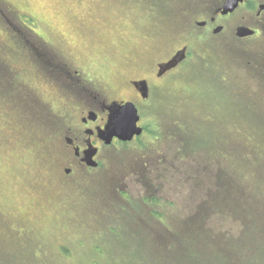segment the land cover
I'll return each instance as SVG.
<instances>
[{"label":"rangeland","instance_id":"1","mask_svg":"<svg viewBox=\"0 0 264 264\" xmlns=\"http://www.w3.org/2000/svg\"><path fill=\"white\" fill-rule=\"evenodd\" d=\"M192 1L0 0V264H264V82L244 59L264 47L222 49L196 26L218 0ZM28 36L70 72L49 74ZM179 49L192 56L159 81L158 121L65 174L80 86L124 93Z\"/></svg>","mask_w":264,"mask_h":264},{"label":"flooded vegetation","instance_id":"2","mask_svg":"<svg viewBox=\"0 0 264 264\" xmlns=\"http://www.w3.org/2000/svg\"><path fill=\"white\" fill-rule=\"evenodd\" d=\"M226 2L227 0H218L214 13L197 20L196 26L203 28L207 35L218 34L216 35L220 40L218 44L222 49L231 47L236 49V42L246 48L258 46L263 48L264 0H240L233 9L225 11ZM222 44H226V48H223ZM186 51L187 49L182 51L179 49L168 59L157 62L155 66L157 70L153 77L125 76L126 91L124 93H120L117 89L119 87H113L111 82L105 86L108 87L107 91L96 88L97 91L94 93L86 85L76 84L74 77L71 76L73 85L81 87L78 90L81 104L79 112L67 124L65 146L69 151L70 166L64 167L65 174H69L73 167L89 169L98 167L103 146L126 144L116 137L111 144H106L105 141L108 137L111 117L118 105L132 102L136 106L140 116L138 124L144 129L141 136L146 133L147 123L158 121L159 117L153 108L158 97V90L162 86L159 81L177 71L192 56ZM258 52H261L258 57L254 53L244 59L246 65L256 69V72H251L255 80L264 82V50ZM43 62L50 73H53V68L64 72L62 62L56 57H46ZM64 62L68 65V62ZM229 78L230 75L221 77L223 81H229ZM89 158L96 163L94 166L87 163Z\"/></svg>","mask_w":264,"mask_h":264},{"label":"water","instance_id":"3","mask_svg":"<svg viewBox=\"0 0 264 264\" xmlns=\"http://www.w3.org/2000/svg\"><path fill=\"white\" fill-rule=\"evenodd\" d=\"M238 1L239 0H228L225 8L232 9L233 6L237 5ZM117 115H119L121 119L119 122H117L116 119L113 120L112 128L108 132L107 143L111 142L113 136H117L122 140H130L135 134L139 135L142 133V128L137 125L139 119L137 109L132 103L122 105L118 109ZM87 163L95 165V162H93L91 158L87 159Z\"/></svg>","mask_w":264,"mask_h":264},{"label":"trees","instance_id":"4","mask_svg":"<svg viewBox=\"0 0 264 264\" xmlns=\"http://www.w3.org/2000/svg\"><path fill=\"white\" fill-rule=\"evenodd\" d=\"M0 9L3 11V14H6V9L8 10H12L11 8H9L8 6H6V4L2 3L1 6H0ZM8 15H11V14H8ZM8 20V19H7ZM27 22L29 23H34V20L31 19V17H28L27 19H25ZM24 20V21H25ZM19 40H22V44L26 47H29L33 52L34 54L36 55H39V57L41 58H49L51 57V54L49 53V51L47 49H39L38 47L35 46V44L31 41L32 39V36H28V37H18ZM258 150V147L255 146L254 147V151ZM241 155H248V154H251V153H245V152H242V153H239ZM161 198L159 196H154L152 198V206H155L159 203H161ZM224 204V203H222ZM226 205L228 208L232 209L233 211V214H239V207H238V204L237 203H233V204H224ZM153 212L154 213H157V210L153 209ZM8 238V237H7ZM0 242H1V237H0ZM1 251H4V248H0ZM243 250V245L241 246L240 250H239V253H241ZM1 255H0V260H1ZM17 260V259H16Z\"/></svg>","mask_w":264,"mask_h":264},{"label":"snow or ice","instance_id":"5","mask_svg":"<svg viewBox=\"0 0 264 264\" xmlns=\"http://www.w3.org/2000/svg\"><path fill=\"white\" fill-rule=\"evenodd\" d=\"M115 119L117 120V122H119L120 119H121V117H120L119 115H117V116L115 117Z\"/></svg>","mask_w":264,"mask_h":264}]
</instances>
